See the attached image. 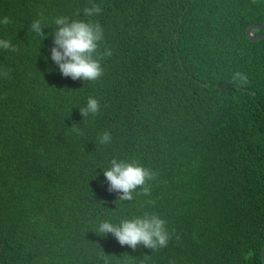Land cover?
<instances>
[{
    "label": "trees",
    "instance_id": "16d2710c",
    "mask_svg": "<svg viewBox=\"0 0 264 264\" xmlns=\"http://www.w3.org/2000/svg\"><path fill=\"white\" fill-rule=\"evenodd\" d=\"M92 3L112 55L96 82L65 78L54 19L83 21ZM5 16L17 51L0 49V264H264V38L247 35L264 0H0ZM89 96L100 112L84 118ZM113 158L158 173L152 204L109 192ZM145 212L167 221V247L97 231Z\"/></svg>",
    "mask_w": 264,
    "mask_h": 264
},
{
    "label": "clouds",
    "instance_id": "9594fccd",
    "mask_svg": "<svg viewBox=\"0 0 264 264\" xmlns=\"http://www.w3.org/2000/svg\"><path fill=\"white\" fill-rule=\"evenodd\" d=\"M102 7L92 3L83 9L85 20H70L67 16L54 19L56 31L54 32V47L50 49L51 59L58 65L63 77L72 80H84L96 82L104 75L102 61L111 57L110 49L105 48L100 52V46L104 41V29L99 22L91 20V17L99 16ZM0 23H10L8 17L0 20ZM43 25L41 20H34L30 30L39 36H43ZM0 49L17 51L10 41L0 39ZM5 76L7 72L3 73ZM235 85L247 86L249 79L246 73L234 71L231 81ZM84 118L96 116L100 112V102L97 98L89 96L86 105L80 109ZM73 132L80 134L81 130L73 126ZM101 145L112 141L111 133L102 132L98 136ZM104 176L109 187V192L120 193L118 201H132L138 196L149 197L146 204H152L151 181L158 177V173L151 168H146L138 161H122L113 158L110 166L104 171ZM97 231L99 234H112L121 246H130L136 249L143 245L152 250L167 247L171 234L167 227V221L155 213L145 212L141 216L122 219L119 224H113L108 220L99 223Z\"/></svg>",
    "mask_w": 264,
    "mask_h": 264
},
{
    "label": "water",
    "instance_id": "95a60500",
    "mask_svg": "<svg viewBox=\"0 0 264 264\" xmlns=\"http://www.w3.org/2000/svg\"><path fill=\"white\" fill-rule=\"evenodd\" d=\"M256 29H264V23L262 24H254V25H251L248 27L247 29V35H248V38L252 41H257V40H260V39H263L264 38V33L261 34V35H255L253 33V30H256ZM262 257H263V261H264V247H263V250H262Z\"/></svg>",
    "mask_w": 264,
    "mask_h": 264
}]
</instances>
